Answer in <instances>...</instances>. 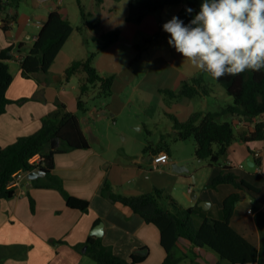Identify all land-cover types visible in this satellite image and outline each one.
<instances>
[{
    "label": "crops",
    "instance_id": "obj_1",
    "mask_svg": "<svg viewBox=\"0 0 264 264\" xmlns=\"http://www.w3.org/2000/svg\"><path fill=\"white\" fill-rule=\"evenodd\" d=\"M86 1L93 3L91 9L87 8ZM95 1L15 0L2 15L0 49L22 44V54L30 52L44 22L55 9L78 26L83 22L81 2L95 24H87L83 29L91 39L80 40L76 33L83 32L76 29L49 72L38 74L39 79L25 77L19 60L8 62L7 71L13 74V80L7 96L13 100L28 99L9 103L6 112L0 116V144L7 146L20 136L36 133L43 119L57 109V102L64 103L68 111L79 113L90 147L57 153L54 173L62 178L69 194L89 200L90 207L88 211L70 207L59 189L35 184L37 181L44 182L47 174L33 175L31 170L23 171L18 183L14 184L16 194L0 200V244H28L31 248L27 257H7L2 264H101L87 253L86 245L76 247L86 243L89 237L101 238L123 258L130 259L134 253L145 255L146 259L139 264H163L167 252L161 242L159 227L146 221L130 206L104 196L102 188L106 182L112 184L116 192L126 196L163 189L184 206L194 207L192 216L197 227L206 218L222 219L224 199L239 192L241 198L236 204L232 225L261 249V263L264 264V238L256 219L258 212H264V139L246 143L238 137L223 160L224 165L233 167L237 175L259 190L239 189L233 184L214 188L210 184L220 168L206 166L196 159L194 153L187 155L185 145L192 138L171 142L170 152L154 149L144 152L149 141L158 143L168 129L154 130L152 126H156V119L148 122L135 119L131 122L138 130H128L124 113L138 92L152 89L161 92L162 88L170 86L179 89L189 77L179 66L183 61L179 55H182L169 46V34L162 30V24L173 15L183 20L180 11L188 4L173 5L174 8L168 6L149 14L141 23H134L128 19L131 0ZM140 27L146 30L140 31ZM115 29L120 30V39L101 49V36ZM155 36L149 47L158 44L165 47L160 46L159 51L156 50L157 54L149 60L150 67L143 76H139L123 60L120 47L124 43L140 46L142 39L150 40ZM80 47H84L86 52L99 50L94 65L101 73L115 74L116 78L113 94L107 99L91 101L85 112L78 107L79 80L83 74L69 79L65 75L67 66L73 60L88 56V53L81 57L76 54L74 50ZM128 85L132 90L126 95ZM182 98L181 105L187 103L190 106L192 97ZM221 108L219 106L213 111ZM195 111L193 106L187 107L181 115L171 110V130L174 116L186 121ZM230 118L224 116L223 119ZM231 119L239 134L251 133L255 129L250 120L240 115ZM163 151L169 154L168 162L156 164L154 157ZM256 151L262 154L260 165L256 161ZM245 163L251 168H247ZM27 174L33 177L27 179ZM31 198L35 200V210H32ZM204 200L207 201L205 206L200 203ZM100 223H103L99 228L101 235H97L95 228ZM178 251L183 255L179 264H233L213 250L198 246L184 237L179 239Z\"/></svg>",
    "mask_w": 264,
    "mask_h": 264
},
{
    "label": "trees",
    "instance_id": "obj_2",
    "mask_svg": "<svg viewBox=\"0 0 264 264\" xmlns=\"http://www.w3.org/2000/svg\"><path fill=\"white\" fill-rule=\"evenodd\" d=\"M15 0H0V22L8 5ZM187 3L188 7L180 11V17L187 24L200 10L202 0H131L128 19L141 23L146 16L159 12L172 5ZM82 24L75 26L70 19L55 9L50 12L44 22L36 41L27 54H22V44L11 45L0 49V116L6 112L12 102H22L28 98L10 99L7 90L13 80L8 72V62L19 60L25 77L38 78L40 73H48L60 51L77 29L83 32L85 25L94 26L80 2ZM193 9L187 13L186 9ZM7 28V26H4ZM119 29L110 30L101 36V49L109 47L120 39ZM157 36L150 40H155ZM98 51H90L88 56L73 60L66 68L65 75L69 79L76 74H83L79 80L78 107L82 112L88 111L91 101L107 99L113 94L115 74H103L94 65ZM219 81L234 97V103L216 111L199 110L192 113L186 121L174 116L173 131L164 134L158 143L149 141L144 152L151 149L170 152L171 142L194 138L196 156L208 167L220 168L210 184L217 188L222 184H233L239 189L259 190L255 185L242 179L230 165H224L232 143L239 137L244 142L264 139V121L255 125L251 133H236L234 120L223 119L224 116L240 115L251 122L264 116V70L259 72L245 71L236 76L225 75ZM202 77H194L193 83L185 81L179 95L194 97L200 93H208V86ZM93 94V96H92ZM57 145L53 147V140ZM90 147L79 113L68 111L64 103L57 102V109L43 119L41 128L29 136H20L14 143L7 146L0 144V200L16 194L14 180L20 171H30L37 167L43 168L47 175L44 182L37 181L40 187H54L65 196L67 204L72 208L88 211L90 201L69 194L62 178L54 173L56 154L73 149ZM40 154L42 159L31 163V158ZM261 164V159H257ZM102 194L112 201L130 206L140 213L146 221L156 224L161 231V242L167 255L163 264H179L183 255L179 254L178 242L181 237L187 238L198 246H204L233 264H262L261 249L245 235L238 232L232 225V217L236 204L241 198L239 192L227 196L223 202V218H206L200 226L193 220L194 207H186L171 194L156 188L151 193L126 196L115 191L112 184L106 182ZM163 200L167 202L164 203ZM32 210L35 200L31 198ZM257 222L264 238V212L256 215ZM87 246V253L101 264H139L146 259L143 254L134 253L130 259L120 257L112 246L105 244L101 238L89 237L86 243L76 245ZM31 245L0 244V264L7 257L25 258Z\"/></svg>",
    "mask_w": 264,
    "mask_h": 264
},
{
    "label": "clouds",
    "instance_id": "obj_3",
    "mask_svg": "<svg viewBox=\"0 0 264 264\" xmlns=\"http://www.w3.org/2000/svg\"><path fill=\"white\" fill-rule=\"evenodd\" d=\"M162 30L169 46L213 79L264 70V0H202L187 24L173 15Z\"/></svg>",
    "mask_w": 264,
    "mask_h": 264
},
{
    "label": "rangeland",
    "instance_id": "obj_4",
    "mask_svg": "<svg viewBox=\"0 0 264 264\" xmlns=\"http://www.w3.org/2000/svg\"><path fill=\"white\" fill-rule=\"evenodd\" d=\"M93 1L96 2L95 0ZM86 2L87 8L91 9L93 7V3L88 1ZM172 6L169 7L174 8ZM139 30L145 31L146 28L140 27ZM76 34H78V38L80 37V40H85L87 38L91 39V36H89L86 31H84L83 33ZM125 36L128 37V34L126 33ZM150 44H153V40L150 41L142 39L139 44L140 46H130L129 44L124 43L120 47V53L122 55L123 60H125V62H127V65L132 67L139 76H143L150 67L149 60H151L152 55L157 54L156 50L159 51L158 49L160 48V46L165 47L164 44H160V46L158 44L149 47ZM83 48L84 47H80L74 50L79 57L86 55V53L89 54V52H86V50H83ZM179 57L181 60H183L179 63V66L182 67V69L187 72V75L189 76L188 79L185 81L193 83L194 77H202L205 80V83L207 84L205 85V87L208 86L209 88L208 93L204 92L200 95L192 97L190 106L195 107L196 111H213L215 109H218L219 106L224 107L231 103H234V97L227 92L226 88L219 81L213 79L209 74L203 73L200 70L192 67L190 62L184 59L182 56L179 55ZM131 90L132 87L128 85L126 88V95H129ZM179 91L180 88L177 89V87L175 86H170L168 88H162L161 92H157L155 89H152L151 91L141 90L140 92H138V95L135 97L134 102L128 104V108L124 113L126 123L127 125H129L128 130L134 131L132 128L138 130L137 127H133V124L131 122L133 120L135 121V119L144 122L156 119V126H152L154 130L158 131L157 129H159L160 132L162 130L167 131L168 129V133L172 132L173 130H171L170 126V123H172V119L169 115V112L173 110V112L181 115L187 109V107H190L187 103H185L184 106L181 105L182 100H184L182 98L184 95H179ZM228 117L232 118V116ZM231 118L229 120H233ZM112 125L115 126V124ZM238 132L239 131L236 129V133ZM142 133L146 134V131H143ZM119 136L120 138H123V135L120 134ZM190 140L191 141H188L189 143L185 145L186 148L184 151L187 153V155H192V153H194L197 159L195 153L196 141L194 138ZM190 142H193L194 145H192V143ZM245 165L247 168H251L248 163H245ZM237 172L243 174L240 169H237Z\"/></svg>",
    "mask_w": 264,
    "mask_h": 264
},
{
    "label": "built area",
    "instance_id": "obj_5",
    "mask_svg": "<svg viewBox=\"0 0 264 264\" xmlns=\"http://www.w3.org/2000/svg\"><path fill=\"white\" fill-rule=\"evenodd\" d=\"M262 121H264V116H263V117L259 116V117L255 118V119L252 121V124H253L254 128H255V125H256L257 123L262 122ZM239 122H240V123H244L243 120H240ZM240 123H239V124H240ZM254 154H255V156H256L257 159H259V158L261 159L262 154H261L260 151H256ZM41 159H42V156L38 153V154L34 155V156L31 158L30 161H31V163H37V162H39ZM168 160H169V154H168L167 152H165V151L160 152L159 154H157V155L154 157V162H155L156 164H159V163H166V162H168ZM22 174H23V171H20V172L17 173L16 178H15V180H14V182H13L14 184L18 183V181H19L20 178L22 177ZM252 211H253L252 208H250V212H252Z\"/></svg>",
    "mask_w": 264,
    "mask_h": 264
},
{
    "label": "water",
    "instance_id": "obj_6",
    "mask_svg": "<svg viewBox=\"0 0 264 264\" xmlns=\"http://www.w3.org/2000/svg\"><path fill=\"white\" fill-rule=\"evenodd\" d=\"M57 143V140L56 139H54L53 140V147L55 148L56 147V144ZM32 171V172H31ZM30 172L31 173H33V175L34 174H36V175H46L47 174V172L43 169V168H41V167H37V168H35L34 170H31ZM29 172V173H30ZM28 175V174H27ZM33 176L31 175H28L27 176V179H30V178H32ZM202 205H206V203H207V201L206 200H204V201H202V202H200ZM103 225V223H100V224H98L97 226H96V228H95V233L97 234V235H101L100 234V231H99V228H101V226ZM86 249V248H85Z\"/></svg>",
    "mask_w": 264,
    "mask_h": 264
}]
</instances>
